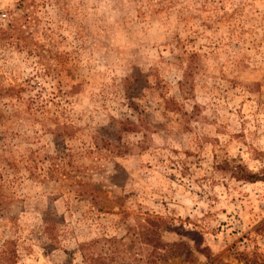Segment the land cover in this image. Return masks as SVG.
Instances as JSON below:
<instances>
[{
    "label": "rangeland",
    "instance_id": "obj_1",
    "mask_svg": "<svg viewBox=\"0 0 264 264\" xmlns=\"http://www.w3.org/2000/svg\"><path fill=\"white\" fill-rule=\"evenodd\" d=\"M216 159L264 171V0H0L11 264H144L145 226V264H264V180Z\"/></svg>",
    "mask_w": 264,
    "mask_h": 264
},
{
    "label": "trees",
    "instance_id": "obj_2",
    "mask_svg": "<svg viewBox=\"0 0 264 264\" xmlns=\"http://www.w3.org/2000/svg\"><path fill=\"white\" fill-rule=\"evenodd\" d=\"M124 130V128H122ZM216 165L214 168L219 171L223 175H227L230 178L235 180H245L248 182H254L256 180H264V171L253 172L248 170L243 164L239 162H235V160H226V159H216ZM149 224L150 226H154V219L146 218L145 225ZM140 239L142 243L149 245L152 247L150 252H147L144 256L140 259L142 263H149L155 262L157 260H164L169 252H166V247H170V244L162 242L159 239V236L153 230L151 231L149 227H144L140 230ZM93 242H86L79 244L78 248L81 253V257L83 261L87 264H110L107 263L106 258H104L100 252H89L88 249L90 248ZM191 246L186 244L185 252H191ZM157 249H161L162 251L159 252ZM14 247L12 240H4L2 243V247L0 248V258L1 260L7 262V264H11L14 258ZM111 264H124L121 262L116 261L115 263Z\"/></svg>",
    "mask_w": 264,
    "mask_h": 264
}]
</instances>
